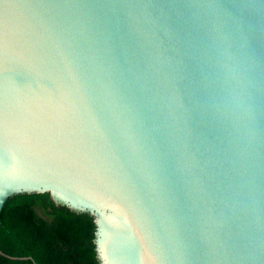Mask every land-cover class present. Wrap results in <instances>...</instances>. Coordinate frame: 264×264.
Masks as SVG:
<instances>
[{
	"label": "water",
	"instance_id": "water-1",
	"mask_svg": "<svg viewBox=\"0 0 264 264\" xmlns=\"http://www.w3.org/2000/svg\"><path fill=\"white\" fill-rule=\"evenodd\" d=\"M42 192L100 264H264V0H0V209Z\"/></svg>",
	"mask_w": 264,
	"mask_h": 264
},
{
	"label": "trees",
	"instance_id": "trees-1",
	"mask_svg": "<svg viewBox=\"0 0 264 264\" xmlns=\"http://www.w3.org/2000/svg\"><path fill=\"white\" fill-rule=\"evenodd\" d=\"M94 218L23 193L0 209V264H100Z\"/></svg>",
	"mask_w": 264,
	"mask_h": 264
}]
</instances>
